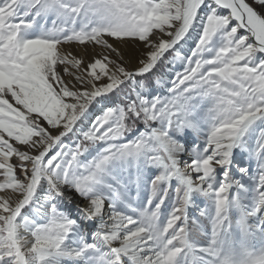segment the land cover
Segmentation results:
<instances>
[{
	"label": "snow or ice",
	"instance_id": "1",
	"mask_svg": "<svg viewBox=\"0 0 264 264\" xmlns=\"http://www.w3.org/2000/svg\"><path fill=\"white\" fill-rule=\"evenodd\" d=\"M0 264H264V0H0Z\"/></svg>",
	"mask_w": 264,
	"mask_h": 264
},
{
	"label": "rangeland",
	"instance_id": "2",
	"mask_svg": "<svg viewBox=\"0 0 264 264\" xmlns=\"http://www.w3.org/2000/svg\"><path fill=\"white\" fill-rule=\"evenodd\" d=\"M50 23V22H49Z\"/></svg>",
	"mask_w": 264,
	"mask_h": 264
}]
</instances>
